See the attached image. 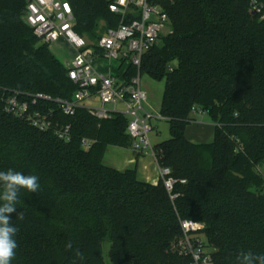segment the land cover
Segmentation results:
<instances>
[{
	"label": "trees",
	"instance_id": "1",
	"mask_svg": "<svg viewBox=\"0 0 264 264\" xmlns=\"http://www.w3.org/2000/svg\"><path fill=\"white\" fill-rule=\"evenodd\" d=\"M150 1L171 20L140 67L165 82L159 113L170 137L154 148L175 180L171 191L162 178L150 184L136 168L103 162L108 146L132 147L123 113L99 119L79 107L71 116L39 101L33 108L71 124L65 142L4 110L15 92L72 100L78 86L26 22V0H0V170L37 175L41 185L21 190L25 219L12 217L19 228L12 264H106L105 241L112 264H191L174 248L183 220L205 224L214 264H236L241 251L264 254V19L252 0ZM69 2L74 29L93 42L102 21L106 29L119 24L105 0ZM136 73L130 66L125 77ZM199 110L215 125L206 142L185 134ZM83 139L94 143L85 148Z\"/></svg>",
	"mask_w": 264,
	"mask_h": 264
},
{
	"label": "built area",
	"instance_id": "2",
	"mask_svg": "<svg viewBox=\"0 0 264 264\" xmlns=\"http://www.w3.org/2000/svg\"><path fill=\"white\" fill-rule=\"evenodd\" d=\"M109 10L120 17L119 24L100 33L95 42H90L74 29V13L69 0H26V22L35 36L43 43L63 42L73 48V56L65 63L69 78L78 86L72 100L52 98L45 93L24 95L15 92L7 96L4 110L15 117L28 120L41 130H51L61 140H71V124L61 123L51 109L33 108L39 101H53L66 115H74L77 108H85L99 119L111 117L114 112L128 117L127 132L133 140L135 153L146 151L153 157L160 177L168 191L175 180L169 176L170 169L161 167L149 133L153 130L152 119L164 118L146 109L148 95L141 84L140 67L143 55L154 47L170 27L171 20L165 10L150 0H105ZM250 9L264 19V0H252ZM168 31V33L170 32ZM104 60L109 62V74ZM112 61H118L122 74L111 73ZM136 67L137 73L125 77L126 69ZM24 96V97H23ZM97 97L101 105L91 107L83 104L86 99ZM122 106L120 108L119 106ZM205 113L201 110L197 111ZM92 139H83L89 148ZM185 180H182L184 182ZM205 224L193 220L181 222L182 236L174 248L181 255L190 256L191 264H214L213 248L209 247L204 235Z\"/></svg>",
	"mask_w": 264,
	"mask_h": 264
},
{
	"label": "clouds",
	"instance_id": "3",
	"mask_svg": "<svg viewBox=\"0 0 264 264\" xmlns=\"http://www.w3.org/2000/svg\"><path fill=\"white\" fill-rule=\"evenodd\" d=\"M40 178L37 175H26L14 169L0 170V264H12L16 256L18 243L16 236L19 228L13 223V214L16 220L23 221L25 213L18 211L21 190L37 193L40 190ZM72 248V243L66 245ZM78 260L85 259L82 252L77 251ZM77 264V260L73 261ZM236 264H264V254L241 251L236 257Z\"/></svg>",
	"mask_w": 264,
	"mask_h": 264
},
{
	"label": "rangeland",
	"instance_id": "4",
	"mask_svg": "<svg viewBox=\"0 0 264 264\" xmlns=\"http://www.w3.org/2000/svg\"><path fill=\"white\" fill-rule=\"evenodd\" d=\"M106 30V23L104 21L101 22V26L99 28L98 34L102 33L103 31ZM170 30V27L166 28L163 31L162 35H165L168 33ZM85 39H87L90 42H93L90 38H88L86 35ZM50 50L57 56L59 60L62 62H67L70 61L73 53L71 49L63 42H58V43H50L48 44ZM103 63L105 64V68H100V71L108 75L109 74V62L108 60H104ZM119 62L118 61H112L111 63V73L113 75H120L121 72H119L120 69L117 68ZM175 64V63H174ZM141 84L142 87L145 89L148 95V102L144 104L146 109L150 110L154 114H158L160 112V107H161V102H162V96H163V90H164V80L162 81H157L152 79L146 74L141 75ZM83 104L86 106H91V107H99L101 105L100 100L95 97L93 100L86 99L83 101ZM122 108V106H119ZM204 121L207 123H211L208 115H204ZM199 120V118H197ZM153 130L149 133L150 140L153 145H156L170 137V129H169V123L166 119L164 118H154L151 121ZM205 239L206 235H204ZM109 242L105 241L103 243V255L106 264H112L109 260L108 257V250H109Z\"/></svg>",
	"mask_w": 264,
	"mask_h": 264
},
{
	"label": "crops",
	"instance_id": "5",
	"mask_svg": "<svg viewBox=\"0 0 264 264\" xmlns=\"http://www.w3.org/2000/svg\"><path fill=\"white\" fill-rule=\"evenodd\" d=\"M66 45L71 49L72 53H74L73 48L68 44ZM122 70V68L119 70V72H121L120 74H122ZM204 115L207 116V113L196 112L195 120L187 126L185 134L190 140L195 142H206L212 137L215 125L211 121L209 115L208 117L211 123L205 122ZM197 118H199V120ZM103 162L107 166L118 171H124L128 168H136L139 179L150 184L156 185L161 179L153 157L146 151L135 153L132 147L110 145L107 147Z\"/></svg>",
	"mask_w": 264,
	"mask_h": 264
}]
</instances>
